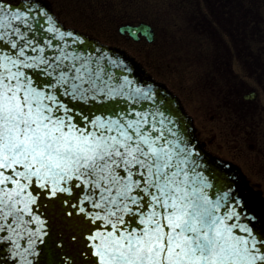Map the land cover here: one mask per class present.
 I'll return each mask as SVG.
<instances>
[{
  "label": "snow or ice",
  "instance_id": "obj_1",
  "mask_svg": "<svg viewBox=\"0 0 264 264\" xmlns=\"http://www.w3.org/2000/svg\"><path fill=\"white\" fill-rule=\"evenodd\" d=\"M21 3L23 10L0 5V244L20 249L27 234V253L33 237L42 242L44 221L32 207L40 190L71 196L75 188L80 192L73 207L94 225L81 250L93 258L90 264H264V238L228 223L238 215L234 209L219 214L220 200L227 202L231 193L210 199L203 174L190 177L199 163L168 127L174 122L157 119L162 112L89 120L64 102L104 94L97 84L103 69L62 49L54 60L46 57L40 44L53 48L52 40L73 33L57 27L41 0ZM45 31L51 39L37 41ZM25 69H38L47 79L40 84ZM131 84L125 78V86ZM133 94L149 98L141 88ZM29 224L39 227L33 231Z\"/></svg>",
  "mask_w": 264,
  "mask_h": 264
},
{
  "label": "flooded vegetation",
  "instance_id": "obj_2",
  "mask_svg": "<svg viewBox=\"0 0 264 264\" xmlns=\"http://www.w3.org/2000/svg\"><path fill=\"white\" fill-rule=\"evenodd\" d=\"M41 1L67 27L94 36L93 30L104 23L106 34L118 32L120 44L146 43L143 36L135 42L128 32H119L123 25L141 22L113 17L112 5L121 10L125 0ZM165 1L169 16L177 21L173 32L165 30L166 41H185L196 50L190 57L185 46L183 54L188 57L183 55L176 63L184 76L195 71L191 90L180 98L193 118L197 137L210 153L241 170L264 203V190L259 188L264 187V0ZM151 25L155 30L151 45L156 46L158 26L154 20ZM174 60L168 58L169 67Z\"/></svg>",
  "mask_w": 264,
  "mask_h": 264
},
{
  "label": "water",
  "instance_id": "obj_3",
  "mask_svg": "<svg viewBox=\"0 0 264 264\" xmlns=\"http://www.w3.org/2000/svg\"><path fill=\"white\" fill-rule=\"evenodd\" d=\"M25 3L28 1H24ZM42 2V1H41ZM45 6L44 11L54 18L57 22V27L64 32H72V37H65L64 41L52 40L53 48H48L46 43L40 44L44 47V55L54 60L60 55L61 49L65 54L79 55L84 58H91V66L95 70L97 62L103 69L102 79L97 81L100 88L104 90V94L97 93L95 99L89 97L86 101L72 100L68 97H63L65 103L73 109L78 116H87L88 119H93L96 116L101 118H126L138 119L134 115L135 112L142 114H152L154 112H162L166 122L171 120L174 124L169 123L168 127H172L178 136L183 138L182 146L186 143L188 148L193 152L191 159L199 163L194 171L190 172V177L197 173H202L206 181L211 184L210 188L204 191L210 199H220L225 193H231L228 201L220 200L222 208L220 215H224L225 208L235 210L238 215L233 221L240 228L247 227L251 229L252 234L257 239L264 238V203L249 187L243 173L231 163L224 161L211 153H209L199 142L196 136V129L193 119L187 114L180 99L167 86L161 82L155 81L142 67L123 50L102 44L76 30L66 28L52 13L50 7L42 2ZM0 5H4L6 10L19 7L23 10L21 2L14 4H5V1L0 0ZM48 25L45 23L44 28ZM23 30V29H22ZM127 30L132 36L138 34L145 35L152 42L154 39V31L148 24L141 23L137 26H126L122 28ZM31 36V33H29ZM51 39V34L46 31L36 37L37 41ZM21 43H23L21 41ZM59 44L60 48L55 46ZM65 45H67L65 47ZM31 56L39 55L38 52L28 50ZM65 64L71 61H64ZM34 81L40 84L45 82L46 77L39 73V70L25 69ZM125 78L132 81L131 86H125ZM123 88V92L120 89ZM134 88H141L148 91L149 98H144L133 94ZM112 90L113 95H107L108 91ZM86 123V121L84 122ZM157 127H161L159 123ZM168 135V133H165ZM169 139H173L169 135ZM197 185H194V187ZM79 189H73V194L70 196L67 193H57L52 196L44 190H40V196L36 205H33V214L40 217L44 221V227L41 239L33 237L35 244L27 253L23 252L28 247V236L25 234L19 240L20 249L14 248L11 244H0V264H90L93 260L88 255H82L81 250L84 248L86 241L84 235L89 227H94L89 221L85 220L82 215L77 214V209L73 207L77 203L76 195ZM35 195V192L33 193ZM84 193L80 194V200H83ZM235 197L238 204L233 200ZM72 213V215H68ZM28 219V217H25ZM29 228L33 231L39 225L29 224ZM239 235H245L244 232H239ZM75 236L76 239H72ZM22 253L16 256L15 253ZM87 251V250H84Z\"/></svg>",
  "mask_w": 264,
  "mask_h": 264
},
{
  "label": "rangeland",
  "instance_id": "obj_4",
  "mask_svg": "<svg viewBox=\"0 0 264 264\" xmlns=\"http://www.w3.org/2000/svg\"><path fill=\"white\" fill-rule=\"evenodd\" d=\"M182 1L183 0H179L180 3ZM166 3L167 2L165 0H125L124 6L121 10L115 9V3L111 7V14L113 17L116 16L118 20L120 16L135 20H154L158 26L157 28L160 35V40L158 41L156 48L149 46L146 43L127 42L120 44L117 28L115 29L117 34H115V32H107L106 34L104 26L108 25L104 23L97 27V29L93 30V32L95 34L94 36L100 38L104 42L117 45L119 44L126 48L131 54L136 56V58L141 61V63L146 66L149 71H151L152 75L156 79L165 81L182 98L186 91L191 90V83L194 82L193 73L195 71L193 73L188 72V75L184 76L181 72L182 67H180L179 63H176L180 58H183V48L188 46V43L185 41H181V43H179L178 40L174 38L172 39V42H168L164 37L165 30L173 32V26L177 22L169 16V11L167 12L165 9ZM124 15L126 17H124ZM193 22H191V24H194ZM182 26L183 23L179 22V27ZM111 27L113 28V23H111ZM171 48L174 49L172 50ZM188 49L190 57H193L196 52L195 48L193 45H190L188 46ZM164 52H167L168 54L164 56ZM169 57H171L172 60L175 59L174 62L170 64V67L168 66L169 62H167ZM184 57H188L186 53ZM185 61L187 60L185 59ZM252 167L253 166H250L249 169H252ZM251 173H253V170H251ZM259 188L264 190V187Z\"/></svg>",
  "mask_w": 264,
  "mask_h": 264
}]
</instances>
